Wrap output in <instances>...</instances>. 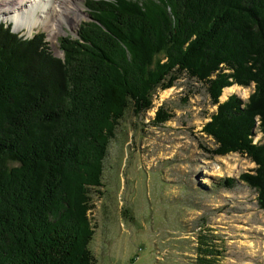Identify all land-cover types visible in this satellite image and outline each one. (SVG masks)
<instances>
[{
    "label": "trees",
    "instance_id": "trees-1",
    "mask_svg": "<svg viewBox=\"0 0 264 264\" xmlns=\"http://www.w3.org/2000/svg\"><path fill=\"white\" fill-rule=\"evenodd\" d=\"M86 8L77 38L59 42L62 59L43 33L23 39L0 23V264H95L91 194L103 187L116 126L128 109L150 110L156 91L182 74L216 107L201 129L216 145L211 154L255 164L238 181L264 209V0H89ZM42 63L57 71V92L36 82ZM251 84L246 101H219L224 89ZM171 117L160 106L153 123ZM254 131L263 140L253 143ZM204 251L200 264L217 260Z\"/></svg>",
    "mask_w": 264,
    "mask_h": 264
},
{
    "label": "rangeland",
    "instance_id": "rangeland-1",
    "mask_svg": "<svg viewBox=\"0 0 264 264\" xmlns=\"http://www.w3.org/2000/svg\"><path fill=\"white\" fill-rule=\"evenodd\" d=\"M88 2L77 0L72 8L80 3L81 9L53 32L45 25L48 18L40 17V9H53L49 1L25 7L21 16L30 23L20 28L14 24L18 16L3 15L0 7V23L23 39L43 33L51 57L62 59L59 42L77 38L88 21ZM34 72L36 82L46 79L58 91L55 68L42 63ZM186 77L157 90L147 112L134 116L128 109L116 126L103 161V187L91 194L89 249L95 264H200L208 248L217 259L211 264H264V209L258 193L238 181L242 174L253 175L256 166L238 154H211L216 145L201 129L216 107L205 86ZM253 87L233 85L219 101L234 94L246 101ZM160 106L172 117L155 125ZM254 132L253 143L261 139ZM224 178L235 183L217 186Z\"/></svg>",
    "mask_w": 264,
    "mask_h": 264
},
{
    "label": "bare ground",
    "instance_id": "bare-ground-1",
    "mask_svg": "<svg viewBox=\"0 0 264 264\" xmlns=\"http://www.w3.org/2000/svg\"><path fill=\"white\" fill-rule=\"evenodd\" d=\"M49 1L51 2L53 9L45 8V9H40L41 13H43L44 17L45 16L48 18L47 23L45 25H48V28L50 31H52L51 28L54 30L57 29V27H61L62 23H64L66 20L69 19V13L71 11L80 10V6L78 5L75 6V8H72L73 4L77 1L73 0H1L0 1V7L4 8L2 9V14L9 16L11 14V17L13 16H18L15 17L14 24L15 28L17 27H22L28 23H30V19L27 18L26 16H21V11L27 7L28 5H31V7H37V5H45V2ZM32 12V10L29 11V13ZM73 21L75 17H72ZM28 26V25H27ZM53 32V31H52ZM234 88H226L224 89L225 91L223 92V95L226 93H229L232 91ZM170 93V92H169ZM243 95V94H242Z\"/></svg>",
    "mask_w": 264,
    "mask_h": 264
},
{
    "label": "built area",
    "instance_id": "built-area-1",
    "mask_svg": "<svg viewBox=\"0 0 264 264\" xmlns=\"http://www.w3.org/2000/svg\"><path fill=\"white\" fill-rule=\"evenodd\" d=\"M255 137H256V136H255ZM255 137H254V138H255ZM261 137H262V136L260 135V138H261ZM254 141H255V143H256V142H257V139H256V140H254Z\"/></svg>",
    "mask_w": 264,
    "mask_h": 264
}]
</instances>
